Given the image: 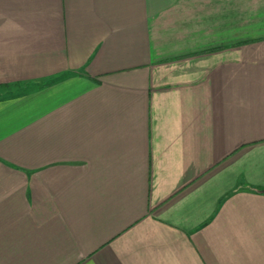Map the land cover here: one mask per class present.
I'll return each mask as SVG.
<instances>
[{
  "label": "crops",
  "instance_id": "crops-1",
  "mask_svg": "<svg viewBox=\"0 0 264 264\" xmlns=\"http://www.w3.org/2000/svg\"><path fill=\"white\" fill-rule=\"evenodd\" d=\"M0 264H264V0H0Z\"/></svg>",
  "mask_w": 264,
  "mask_h": 264
}]
</instances>
